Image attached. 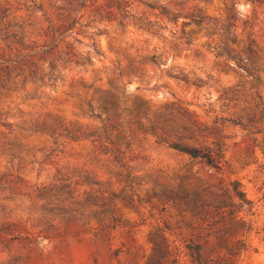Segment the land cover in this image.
<instances>
[{
  "label": "rangeland",
  "instance_id": "1",
  "mask_svg": "<svg viewBox=\"0 0 264 264\" xmlns=\"http://www.w3.org/2000/svg\"><path fill=\"white\" fill-rule=\"evenodd\" d=\"M250 42L252 88L224 52ZM51 62L55 80L31 74ZM0 64V264H264V0H0ZM111 82L129 101L190 103L222 128L224 166L143 137L119 160L124 143L38 130L99 125L89 103L104 116ZM243 83L261 97L245 127L219 98Z\"/></svg>",
  "mask_w": 264,
  "mask_h": 264
},
{
  "label": "trees",
  "instance_id": "2",
  "mask_svg": "<svg viewBox=\"0 0 264 264\" xmlns=\"http://www.w3.org/2000/svg\"><path fill=\"white\" fill-rule=\"evenodd\" d=\"M62 39L53 37L50 46L41 50L47 53L53 48L57 42ZM253 42H250L244 51L246 56L239 54L231 55L229 46L224 47V52L237 61V66L246 76H250V84L252 88L254 84L261 80L260 68L256 63V52L252 48ZM75 60L76 64H84L90 62L88 56H78ZM64 63L70 61L66 52L61 57ZM11 63L17 60L9 61ZM34 64V63H32ZM36 70L31 74L42 78L48 77L49 80H55L58 75L57 65L51 62L46 70L43 65H37ZM8 65L0 64V73L8 69ZM175 78L187 81L184 75H176ZM243 84H237L224 88L220 95L221 106L226 109L230 108L231 103L239 105V115L236 119H226L232 124H239L243 127L248 126L251 117L255 115V108L259 104L258 100L253 97L252 93H247V89ZM112 91L102 93L99 97L100 105L104 111V116L99 113H93L99 120V125L95 127L85 126L79 123H51L43 122V127L38 128L41 132L49 133L51 136H64L72 140L91 139L92 141H106L108 144L114 143L120 145L124 143L125 148L119 151L116 156L119 160L124 159L126 149L131 145L132 141L139 137L150 138L154 143L167 146L177 152L186 154L192 159H198L204 164L214 169H221L225 164L224 143L222 128L216 125H208L199 120L195 110L190 109V103L179 98L166 100L160 104L151 105L150 102L135 97L132 101L128 100L126 87L119 84L110 83ZM205 114L213 112L210 104H203ZM234 106V105H233ZM262 111V110H261ZM247 122V123H246ZM114 136V139H112ZM232 189L236 196L243 197V192L238 181H232Z\"/></svg>",
  "mask_w": 264,
  "mask_h": 264
}]
</instances>
